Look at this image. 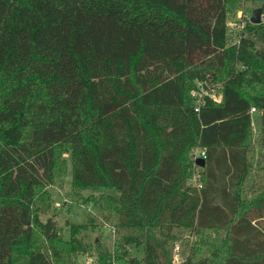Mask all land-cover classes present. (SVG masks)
<instances>
[{
	"label": "trees",
	"instance_id": "1",
	"mask_svg": "<svg viewBox=\"0 0 264 264\" xmlns=\"http://www.w3.org/2000/svg\"><path fill=\"white\" fill-rule=\"evenodd\" d=\"M239 2L0 0V264H64L75 247L37 218L60 150L73 188L114 193L112 249L89 264H174L176 241L178 264H264V21L229 42ZM196 80L220 101L194 112ZM250 107L263 186L247 199Z\"/></svg>",
	"mask_w": 264,
	"mask_h": 264
},
{
	"label": "rangeland",
	"instance_id": "2",
	"mask_svg": "<svg viewBox=\"0 0 264 264\" xmlns=\"http://www.w3.org/2000/svg\"><path fill=\"white\" fill-rule=\"evenodd\" d=\"M261 3L262 0H240L236 11L227 15L226 26L230 34L229 42L237 41L238 33L245 22L248 21L251 12L256 8H260ZM238 12L239 16H237ZM261 18V22H263V13H261ZM249 113L251 118V150L248 155L250 167L242 189V194L247 199L253 198L263 186V165L258 156L259 147L257 145L259 114L257 110ZM58 161L65 165V174L57 176L51 185L44 187L43 190L48 193L47 203L49 205L39 211L37 218L42 222L47 219L51 220L56 225L60 241L69 242L75 246L73 250L65 255L61 252L65 247L54 246L56 253L61 252L59 257H63L62 262L64 264L94 263L99 253L111 251L112 249L115 220L107 216L100 208V202L103 195L114 193L102 189L73 188L70 183L69 152L60 150ZM197 173H199V168L195 166L192 168L190 176L191 183L198 177ZM197 180L200 181V178L198 177ZM184 238H188L189 243L194 240L193 236L185 235ZM35 243L39 244L41 251L46 252L45 243L38 237L35 238ZM178 245L179 241H176L172 248V263L174 264H178L183 260ZM128 250L131 257H141L140 247H129ZM46 253L52 255V250L49 249Z\"/></svg>",
	"mask_w": 264,
	"mask_h": 264
},
{
	"label": "built area",
	"instance_id": "3",
	"mask_svg": "<svg viewBox=\"0 0 264 264\" xmlns=\"http://www.w3.org/2000/svg\"><path fill=\"white\" fill-rule=\"evenodd\" d=\"M237 16H239V12L237 13ZM260 19H262L261 15H260ZM194 84H195L194 87H192L189 90V95L193 99L192 109L194 112L198 111L199 105L204 101L205 98H208L214 102L220 101V94H217L215 92L214 85L210 84L207 80H196ZM253 111H255V109L253 107H250L249 112H253ZM191 158H192L194 167L195 166L198 167L194 163V160L196 158H202V159L205 158L204 148L195 147L194 149H192L191 150ZM197 174L199 177V173H197ZM198 177H196V179L193 180V183H192L196 188L201 187L200 181L197 180ZM83 264H89V262H84Z\"/></svg>",
	"mask_w": 264,
	"mask_h": 264
},
{
	"label": "water",
	"instance_id": "4",
	"mask_svg": "<svg viewBox=\"0 0 264 264\" xmlns=\"http://www.w3.org/2000/svg\"><path fill=\"white\" fill-rule=\"evenodd\" d=\"M260 15H261V9L260 8H256L254 9L249 18H248V21L249 23L251 24H258L261 22V19H260ZM194 163L198 166V167H203L204 166V159L202 158H196L194 160ZM131 260V259H129Z\"/></svg>",
	"mask_w": 264,
	"mask_h": 264
}]
</instances>
